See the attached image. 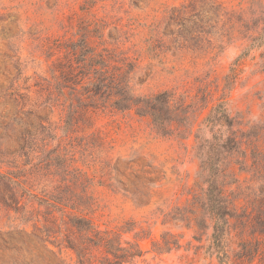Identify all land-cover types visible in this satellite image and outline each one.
I'll list each match as a JSON object with an SVG mask.
<instances>
[{"label": "rangeland", "instance_id": "rangeland-1", "mask_svg": "<svg viewBox=\"0 0 264 264\" xmlns=\"http://www.w3.org/2000/svg\"><path fill=\"white\" fill-rule=\"evenodd\" d=\"M260 16L264 0H0V176L11 179L0 181V264H76L66 248L82 238L75 217L137 244L134 264H220L211 229L171 216L200 191L196 146L217 129L204 123L212 108L264 135V47H250ZM84 36L109 67L133 66L136 95L191 105L187 122L162 137L134 110L60 96ZM238 177L229 193L258 192ZM165 234L177 245L160 252Z\"/></svg>", "mask_w": 264, "mask_h": 264}, {"label": "trees", "instance_id": "trees-1", "mask_svg": "<svg viewBox=\"0 0 264 264\" xmlns=\"http://www.w3.org/2000/svg\"><path fill=\"white\" fill-rule=\"evenodd\" d=\"M257 22H262L263 28L251 39L250 47H264V16ZM70 49L77 66L72 62L67 66L63 75L66 85L59 89L60 96L66 97L62 89L67 88L73 97L88 101L87 107L102 100L111 102L118 111L134 110L137 115L148 116L162 137L172 135V123L187 122L191 105L177 102L172 93L162 91L148 97L134 93L129 79L131 64L109 67L110 54L106 50V54L96 53L85 36ZM14 101L18 104L16 98ZM204 123L211 132L217 129L210 140L196 146L200 191L192 195L189 208L176 209L172 221L189 220L199 230L211 229L208 250L220 264H264V152L258 145L264 135L259 127L244 123L240 117L231 118L223 104L212 108ZM4 126L9 129L12 125L8 122ZM22 139L28 147L29 140ZM231 158L237 173L228 171ZM241 174H248L250 182L259 184L258 192L251 188L235 195L228 192L229 186L240 182ZM0 181L10 183L11 179L0 176ZM71 224L82 234L81 241H67L66 248L74 253L76 264H134L143 255L137 244L126 242L124 246L119 234L100 231L90 219L71 218ZM167 236L162 237L158 251L168 252L177 245L166 240ZM93 250L102 251L103 256L93 255Z\"/></svg>", "mask_w": 264, "mask_h": 264}]
</instances>
